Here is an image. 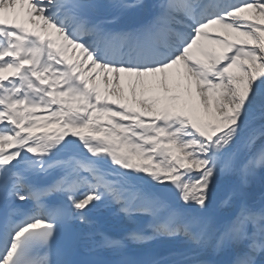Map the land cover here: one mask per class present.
<instances>
[{
    "label": "snow or ice",
    "instance_id": "1",
    "mask_svg": "<svg viewBox=\"0 0 264 264\" xmlns=\"http://www.w3.org/2000/svg\"><path fill=\"white\" fill-rule=\"evenodd\" d=\"M0 264H264V0H0Z\"/></svg>",
    "mask_w": 264,
    "mask_h": 264
},
{
    "label": "bare ground",
    "instance_id": "2",
    "mask_svg": "<svg viewBox=\"0 0 264 264\" xmlns=\"http://www.w3.org/2000/svg\"><path fill=\"white\" fill-rule=\"evenodd\" d=\"M256 190H260V186H259V184L256 186Z\"/></svg>",
    "mask_w": 264,
    "mask_h": 264
},
{
    "label": "water",
    "instance_id": "3",
    "mask_svg": "<svg viewBox=\"0 0 264 264\" xmlns=\"http://www.w3.org/2000/svg\"><path fill=\"white\" fill-rule=\"evenodd\" d=\"M257 195H259V192L256 190Z\"/></svg>",
    "mask_w": 264,
    "mask_h": 264
},
{
    "label": "rangeland",
    "instance_id": "4",
    "mask_svg": "<svg viewBox=\"0 0 264 264\" xmlns=\"http://www.w3.org/2000/svg\"><path fill=\"white\" fill-rule=\"evenodd\" d=\"M258 185V184H257Z\"/></svg>",
    "mask_w": 264,
    "mask_h": 264
}]
</instances>
